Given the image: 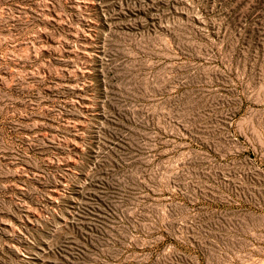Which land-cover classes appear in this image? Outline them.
Listing matches in <instances>:
<instances>
[{"label": "rangeland", "instance_id": "374dc122", "mask_svg": "<svg viewBox=\"0 0 264 264\" xmlns=\"http://www.w3.org/2000/svg\"><path fill=\"white\" fill-rule=\"evenodd\" d=\"M0 264H264V0H0Z\"/></svg>", "mask_w": 264, "mask_h": 264}]
</instances>
